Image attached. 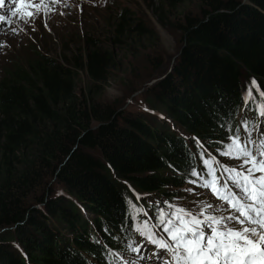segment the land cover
<instances>
[{
    "label": "trees",
    "instance_id": "1",
    "mask_svg": "<svg viewBox=\"0 0 264 264\" xmlns=\"http://www.w3.org/2000/svg\"><path fill=\"white\" fill-rule=\"evenodd\" d=\"M199 2L201 15L179 26L172 71L155 83L153 114L98 101L112 59L93 42L74 63L34 48L26 67L2 73L0 264H122L116 253L135 242L130 201L152 218L157 201L178 203L187 166L204 171L200 151L208 158L204 148H220L225 129L256 121L264 97L245 105L241 79L244 71L264 91V0ZM127 19L120 13L118 26ZM81 69L91 81L84 92ZM51 179L66 195H51Z\"/></svg>",
    "mask_w": 264,
    "mask_h": 264
},
{
    "label": "rangeland",
    "instance_id": "2",
    "mask_svg": "<svg viewBox=\"0 0 264 264\" xmlns=\"http://www.w3.org/2000/svg\"><path fill=\"white\" fill-rule=\"evenodd\" d=\"M62 4H56L58 7L47 16L40 12L25 22L20 13L9 11V8L14 9V4L6 0L5 7L0 8V15L7 18L0 21V42H4L0 47V78L6 69L18 65L26 67L34 48H40L56 62L71 64L84 57L93 42L112 59L106 79L98 85V90H101L98 101L115 107L123 115L153 114L156 108L155 83L172 71L184 45L179 26L186 22L187 16L201 15L199 0H172L169 3L161 0H107L106 3L105 0H70L67 6ZM120 13L127 15L124 26L128 29L118 26ZM13 28L17 30L16 34H13ZM252 80L249 74L242 72L243 95L251 87ZM89 84L91 81L86 71L77 70V91H86ZM257 95L253 89V98ZM204 149L220 164H238L220 155L219 151ZM48 184L52 187V196L66 195L61 184L52 179ZM186 188L196 186L187 184L178 189L175 194L182 197L177 200L178 204L196 210L193 200L204 197L187 193L184 191ZM196 192L203 193L204 190L196 188ZM154 196L141 194L145 201L153 200ZM209 198L210 202H215L210 193ZM34 205L39 206L37 203ZM146 211L147 218L151 220V214L148 209ZM144 251L149 252L150 249ZM124 256L130 259L135 254L126 253Z\"/></svg>",
    "mask_w": 264,
    "mask_h": 264
},
{
    "label": "snow or ice",
    "instance_id": "3",
    "mask_svg": "<svg viewBox=\"0 0 264 264\" xmlns=\"http://www.w3.org/2000/svg\"><path fill=\"white\" fill-rule=\"evenodd\" d=\"M11 3L14 9L9 11L20 13L27 22L40 12L47 16L55 10L53 5L67 6L70 0H11ZM5 4L6 0H0V8ZM6 19L0 15V21ZM12 32L16 34L17 30L13 28ZM3 46L4 42H0V47ZM253 89L264 97V91L253 79L243 97L245 105L253 98ZM253 110L256 121L244 119L234 130L225 129L226 140L219 142L217 151L238 162L237 166L220 164L211 155L205 158L204 151L199 153L203 172L191 164L187 166L183 179L204 190L197 193L196 188L184 189L193 195H203L204 199L192 202L196 210L157 201L155 216L140 220L139 215L147 216V211L130 201L129 223L142 239L135 244L130 241L124 251L116 253L122 264H264V103ZM197 146L203 148L198 139ZM209 193L215 202H210ZM136 199H141L140 194H136ZM180 199L174 196V200ZM124 252L134 253L135 257L126 259Z\"/></svg>",
    "mask_w": 264,
    "mask_h": 264
},
{
    "label": "bare ground",
    "instance_id": "4",
    "mask_svg": "<svg viewBox=\"0 0 264 264\" xmlns=\"http://www.w3.org/2000/svg\"><path fill=\"white\" fill-rule=\"evenodd\" d=\"M60 6V5H59ZM62 6H63V4H62ZM53 7L54 8H57L58 6L57 5H53ZM52 12H54V11H52ZM52 12H50V13H52Z\"/></svg>",
    "mask_w": 264,
    "mask_h": 264
}]
</instances>
